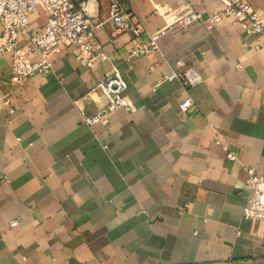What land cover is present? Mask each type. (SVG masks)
Listing matches in <instances>:
<instances>
[{
  "label": "crops",
  "instance_id": "1",
  "mask_svg": "<svg viewBox=\"0 0 264 264\" xmlns=\"http://www.w3.org/2000/svg\"><path fill=\"white\" fill-rule=\"evenodd\" d=\"M247 1L264 10V0ZM122 2L145 36L189 9L224 10L220 0ZM46 20L33 14L19 47ZM112 29L108 22L95 33L107 61L88 69L60 46L51 72L21 87L10 86L0 55V264H264V223L242 216L252 196L246 169L264 179V35L227 19L195 23L127 60L137 41L112 39ZM179 62L202 83L167 80ZM113 66L129 109L88 126L83 117L106 101L86 96Z\"/></svg>",
  "mask_w": 264,
  "mask_h": 264
},
{
  "label": "built area",
  "instance_id": "2",
  "mask_svg": "<svg viewBox=\"0 0 264 264\" xmlns=\"http://www.w3.org/2000/svg\"><path fill=\"white\" fill-rule=\"evenodd\" d=\"M220 1L224 5L222 13L204 16L189 9L167 29L145 36L122 0H0V55L6 56L10 63L9 84L11 87H21L35 75H48L52 67L51 55L60 46L71 47L79 65L88 69L107 61L108 56L95 33L108 22L113 24L110 32L112 39L125 33L136 39L127 60L156 52L157 41L162 35L186 29L195 23L216 24L227 19L248 35H264V10H254L247 0ZM104 3L107 4L105 20L102 17ZM38 10L47 15L46 23L29 33L28 47L24 50L18 45L19 33L30 29V17ZM32 54L38 55L37 61H31ZM167 80H178L185 88L202 83L196 70L183 62L175 65ZM126 88L119 69L111 67L86 96L91 99V94H100L106 101L105 107L92 116L83 115L84 123L88 126L106 124L111 113L121 108L128 110L124 96ZM191 107L192 103L188 99L180 105V110L185 113ZM223 148L230 161L238 159L235 151L226 146ZM246 175L244 188L249 189L252 196L247 199L242 216L248 221L264 223V179L253 168L246 169ZM15 225L16 221L10 223L11 227Z\"/></svg>",
  "mask_w": 264,
  "mask_h": 264
}]
</instances>
